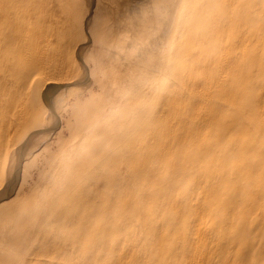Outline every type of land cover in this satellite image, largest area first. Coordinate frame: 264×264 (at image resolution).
I'll return each instance as SVG.
<instances>
[{
	"label": "rangeland",
	"instance_id": "1",
	"mask_svg": "<svg viewBox=\"0 0 264 264\" xmlns=\"http://www.w3.org/2000/svg\"><path fill=\"white\" fill-rule=\"evenodd\" d=\"M66 1L62 13L53 14L57 22L49 32L51 45L74 64L75 75L82 81H67L52 89L48 83L51 81L45 83L38 75V87L48 86L49 92L46 90L43 95L49 101L42 96V104L45 123L52 127H47L25 147L11 195L0 186V230L5 234L1 238L4 249L0 248V264H39L48 236L54 231L44 214L63 208L65 201L50 200L41 214L34 213L30 208L31 187L47 171L59 148L93 121L108 75L118 69L131 90L143 76L151 77L166 41L154 46L169 18L167 0ZM244 1L249 0H177L168 73L163 80L167 98L159 121L162 126L173 122V156L167 155L165 166L172 161L173 172L188 167L190 174L197 173L198 168V186L191 194L180 187L183 184L180 179L179 186L173 183V193L169 195L162 185L158 189L160 209L153 224L112 251L103 249L101 241L114 242L118 238L112 233L97 232L94 235L98 242L97 259L89 264H137L151 248L167 253L159 264H178V252L186 239L190 242L186 249L187 264H264V253L257 254L256 250L258 246L264 247V67L259 66L254 75L247 74L249 81L254 82L253 87L244 86L246 73L240 71L234 88L223 89L205 102L195 101L183 82L186 76L188 80L194 77L191 66L199 61L188 59V54L194 50L200 61L205 62V46L223 19L229 25L225 42L235 39L232 52L236 57L250 52L252 38L264 45V26L258 34L254 23L257 12L264 14V0L257 2L250 18L241 11ZM222 5L225 8L221 18ZM100 17L104 18L105 26L98 35L94 21ZM235 18L237 23L233 24ZM226 71L221 75L224 82L230 76ZM197 74H204L201 67ZM143 84L146 86L147 81ZM150 117L143 113L133 118L125 128L130 134L123 141H113L114 151L110 154L104 156L93 149L87 153L79 162L74 179L63 190L62 194L68 197L66 201H71L79 186L89 182L92 175L103 176L116 170L126 146L143 135ZM216 117L223 119L219 129L204 126L197 131L191 127L194 120ZM100 129L98 126L95 132ZM47 131L50 137L45 134ZM21 142L6 153L4 185H8L16 171L17 145ZM216 156H220L219 161ZM12 208H19L15 217L9 211ZM227 232L234 237L233 247L228 244Z\"/></svg>",
	"mask_w": 264,
	"mask_h": 264
},
{
	"label": "bare ground",
	"instance_id": "2",
	"mask_svg": "<svg viewBox=\"0 0 264 264\" xmlns=\"http://www.w3.org/2000/svg\"><path fill=\"white\" fill-rule=\"evenodd\" d=\"M257 2L259 0L242 2L241 11L247 18H250L251 10L257 8ZM64 3L68 2L0 0V186L7 195H11L10 191H13L19 178L17 172L25 147L31 139L42 135L47 127H52L45 123L42 104V96L49 101L47 95H43L48 86L44 84L38 87V75L45 83L51 81L48 83L52 89L55 85L67 81H82L75 75L74 64L60 56L59 51L51 45L52 37L49 32L57 22L53 14L62 13ZM224 8V5L220 8L221 18L224 16ZM177 14L178 10L169 26V35L162 46L159 62L151 77L143 76L130 90L128 82L120 76L118 69L108 75L99 108L95 115H92L93 121L59 148L47 171L42 173L38 183L31 187L30 208L34 213L41 214L43 207L50 200L65 201L63 208L44 214L54 231L48 236L47 247L41 254L39 264H89L90 260L97 259L98 242L94 235L100 231L103 232L102 235L112 233L118 238L114 242L101 241L100 246L103 249L112 251L120 248L126 239L141 234L146 227L153 224L152 221L156 219L160 209L161 195L158 189L162 185L169 190L168 194L172 195L173 183L179 186L178 180L182 179L183 184L180 183V187L191 194L195 193L199 181L196 168L198 164L194 165L197 173L191 174L187 170L188 167L173 172L172 161L165 166L167 155L170 153L173 156V122L162 126L159 121L164 112L161 107L167 98L163 90V80L168 73L170 35ZM232 22L236 24V18ZM262 22L264 14L257 12L254 23L258 34L262 32ZM228 28L225 19L215 27L211 41L205 46V62L200 61L198 53L194 50L188 54V59L199 60L191 66L194 77L188 80L186 76L183 79L188 88L187 92L195 101L205 102L216 97L215 94L218 95L223 89L234 88L239 82L236 76L240 71L246 73L244 86L253 87L254 82L249 81L247 74L254 75L259 66L264 67V45L258 39L252 38L249 40L250 52L236 57L232 52L235 39L229 43L225 42ZM226 52L232 55L227 56ZM200 67L204 72L201 76L197 74ZM223 70L230 74L226 83L221 76ZM145 81L146 86L143 84ZM195 112L194 114L198 115V109ZM143 113L148 117L151 115L150 120L148 124L145 123L143 135L137 134L139 138L132 143L129 141L130 145L126 146L127 150L117 164L118 168L103 176L92 175L89 182L79 186L71 201H66L68 197L66 193L62 194L63 190L67 183L74 179L79 162L92 151L103 129L117 123L125 129L131 125V120ZM55 122L58 124V121ZM222 122V117H216L214 120H194L191 127L197 131L204 126L219 129ZM98 126L101 129L95 132ZM51 131L50 129L49 132ZM47 133L48 131L45 134ZM21 140L17 145L19 155L16 171L8 185H4L6 153ZM219 159L220 156H216L215 160ZM9 211L14 213L15 217L19 208ZM190 226L189 234L192 232V225ZM226 234L228 244L233 247L234 237L229 236V232ZM4 235V231L0 230L1 250L4 249L1 239ZM223 242L226 244V241ZM189 246V239L182 241L178 264L188 263L186 249ZM256 250L257 254L264 253L263 246H258ZM230 252V257H233V251ZM75 253H78V256H75ZM166 258L165 251L157 252L156 248H151L147 257L139 259L137 264H159L160 259Z\"/></svg>",
	"mask_w": 264,
	"mask_h": 264
},
{
	"label": "snow or ice",
	"instance_id": "3",
	"mask_svg": "<svg viewBox=\"0 0 264 264\" xmlns=\"http://www.w3.org/2000/svg\"><path fill=\"white\" fill-rule=\"evenodd\" d=\"M167 4L170 8L169 18L165 24L163 31L160 34L159 40L154 41V46H158L160 41L166 39L167 36L169 35V26L171 24L172 19L175 16V9L179 7L177 0H167ZM94 24L96 26V31L98 35H100L101 30L105 26L104 18L103 17L98 18L97 20L94 21ZM137 126H139V124ZM129 134H130L129 131L127 129L122 128L118 123L108 125L103 129L101 136L94 143L93 151L100 154H105V153L110 154L112 151H114L112 142L123 141ZM17 155H19V153Z\"/></svg>",
	"mask_w": 264,
	"mask_h": 264
}]
</instances>
